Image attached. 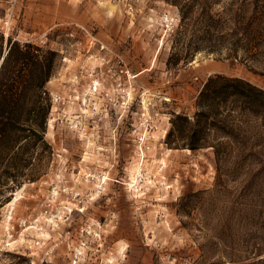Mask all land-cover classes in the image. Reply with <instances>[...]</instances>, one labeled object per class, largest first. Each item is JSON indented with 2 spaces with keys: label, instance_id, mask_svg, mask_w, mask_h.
I'll return each instance as SVG.
<instances>
[{
  "label": "rangeland",
  "instance_id": "rangeland-1",
  "mask_svg": "<svg viewBox=\"0 0 264 264\" xmlns=\"http://www.w3.org/2000/svg\"><path fill=\"white\" fill-rule=\"evenodd\" d=\"M230 4L256 10L264 0H219L214 11ZM200 31H185L162 0H0L4 40L60 55L46 85L52 155L0 207V264H264V133L249 134L257 170L247 187L223 176L225 161L215 185L210 147L166 144L172 115L193 116L209 77L264 89V59L217 57ZM194 45L203 50L190 62L169 63Z\"/></svg>",
  "mask_w": 264,
  "mask_h": 264
},
{
  "label": "trees",
  "instance_id": "trees-1",
  "mask_svg": "<svg viewBox=\"0 0 264 264\" xmlns=\"http://www.w3.org/2000/svg\"><path fill=\"white\" fill-rule=\"evenodd\" d=\"M162 1L178 9L185 31L193 26L202 29L205 40L212 43L208 53L245 64L264 59V5L249 10V4L237 9L230 4L214 11L219 0ZM201 50L195 45L175 49L169 63L186 64ZM59 59V53L47 46L4 40L0 33V207L15 189L37 182L47 171L52 155L46 141L52 99L46 85ZM170 124L169 148L210 147L217 171L215 185L222 182L220 164L225 161L229 165L223 176L239 174V181L233 178L232 183L247 187L257 170L249 134L264 133V89L239 77L213 75L196 96L193 116L173 114ZM234 151L238 154L230 156Z\"/></svg>",
  "mask_w": 264,
  "mask_h": 264
},
{
  "label": "built area",
  "instance_id": "built-area-1",
  "mask_svg": "<svg viewBox=\"0 0 264 264\" xmlns=\"http://www.w3.org/2000/svg\"><path fill=\"white\" fill-rule=\"evenodd\" d=\"M166 22H167V20H166ZM5 27H6V29L8 27L6 23L2 26V28H5ZM39 215H40V217L42 218L43 221H48L49 222V221L52 220V218H54V215L52 214V211L49 208L48 204L43 205L42 210H41ZM38 220H40V219H33L31 222H28V225L31 226V227H32V225L36 226V225H38ZM11 237H12V235L9 234V235H7L6 239L10 240ZM31 242H32L31 243V247H37V246H39L41 244L42 241L35 239V240L31 241ZM70 264H75V261L74 260L71 261Z\"/></svg>",
  "mask_w": 264,
  "mask_h": 264
}]
</instances>
